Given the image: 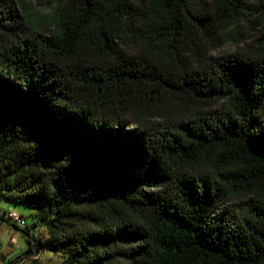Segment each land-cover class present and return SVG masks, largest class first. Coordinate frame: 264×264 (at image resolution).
<instances>
[{"label":"trees","instance_id":"1","mask_svg":"<svg viewBox=\"0 0 264 264\" xmlns=\"http://www.w3.org/2000/svg\"><path fill=\"white\" fill-rule=\"evenodd\" d=\"M46 1L43 24L0 0V200L33 211L0 221L23 254L264 264V0Z\"/></svg>","mask_w":264,"mask_h":264},{"label":"rangeland","instance_id":"2","mask_svg":"<svg viewBox=\"0 0 264 264\" xmlns=\"http://www.w3.org/2000/svg\"><path fill=\"white\" fill-rule=\"evenodd\" d=\"M24 7L40 23L45 24L48 22L51 8L46 0H25ZM239 45L235 42H225L214 50L212 55L220 56L232 53ZM235 203L236 200H230L224 204V207L230 208ZM2 211H15L24 215L33 212L31 209L0 200V213ZM41 234H44V231H41ZM25 249L26 243L22 232L9 225V223L0 221V264H7L8 260H14V264H62L61 257L56 254L45 251L36 256L32 254L25 256L23 254Z\"/></svg>","mask_w":264,"mask_h":264},{"label":"built area","instance_id":"3","mask_svg":"<svg viewBox=\"0 0 264 264\" xmlns=\"http://www.w3.org/2000/svg\"><path fill=\"white\" fill-rule=\"evenodd\" d=\"M5 216L10 223L18 227H23L25 225V220L23 219V217L20 215L19 212L8 211Z\"/></svg>","mask_w":264,"mask_h":264},{"label":"water","instance_id":"4","mask_svg":"<svg viewBox=\"0 0 264 264\" xmlns=\"http://www.w3.org/2000/svg\"><path fill=\"white\" fill-rule=\"evenodd\" d=\"M13 227V226H12Z\"/></svg>","mask_w":264,"mask_h":264}]
</instances>
